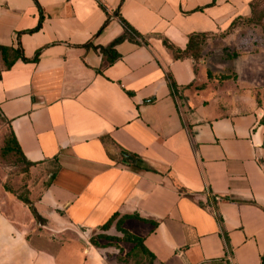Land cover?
<instances>
[{
  "label": "crops",
  "instance_id": "obj_1",
  "mask_svg": "<svg viewBox=\"0 0 264 264\" xmlns=\"http://www.w3.org/2000/svg\"><path fill=\"white\" fill-rule=\"evenodd\" d=\"M253 1L0 0V45L30 59L5 68L0 54V112L36 162L29 196L46 220L0 200V264H119L116 247L90 241L121 235L116 221L102 229L115 213L157 222L123 223L152 264H264V48L249 73L212 91L199 86L217 75L206 50L195 62L163 42L185 49L191 33H207V45H236L254 31L263 42V27L246 22ZM121 17L145 41H121L109 63L94 45L124 33ZM119 244L121 255L133 247Z\"/></svg>",
  "mask_w": 264,
  "mask_h": 264
},
{
  "label": "trees",
  "instance_id": "obj_2",
  "mask_svg": "<svg viewBox=\"0 0 264 264\" xmlns=\"http://www.w3.org/2000/svg\"><path fill=\"white\" fill-rule=\"evenodd\" d=\"M124 1V0H122ZM252 14L250 17L246 18V22L250 24L261 25L264 29V0H254L252 2ZM117 16L120 15V11L117 10ZM111 16L109 15L104 23L106 26L110 21ZM121 21L125 27V31L123 34L115 38L110 44L107 46H95V49H100L101 52L106 56V59L109 63L115 62L120 54L116 50V45L121 41L129 39L131 41L140 42V40L145 41L144 36L136 30L129 22L121 17ZM43 23V16H41L39 23L35 26L31 31H35L41 28ZM103 26V27H104ZM208 38L207 33H191L189 35V42L185 49H181L177 47L174 43H172L167 37L163 38L164 44L173 51L175 57H191L195 62H199L202 58V46L206 42ZM147 43V42H146ZM86 46H90V43L86 44ZM0 54L3 61V67L10 68L13 64L20 58L23 60H30L25 56L23 50L18 47L14 48L11 46L0 45ZM40 55V51H38L33 58V60H38ZM1 77V73H0ZM229 76H225L224 79ZM171 87L176 96L179 97V88L177 83L173 80L172 76H169ZM189 84L188 86H190ZM186 86V87H188ZM153 101V98H149L146 102ZM0 117L4 120V122L8 125V132L4 138L3 144L0 148V154L10 162L11 165L20 166L23 168V171L30 172L31 167L36 163L30 160L24 153L18 138L13 129L11 120L7 118L2 112H0ZM124 158H129L134 165H139L142 161L141 157L138 154L124 151ZM18 199H20L26 206L29 207L34 217L38 221V223L43 224L46 220L41 216L37 207L35 206L33 200L29 195H18ZM228 199V198H226ZM119 213H115L105 224H103L102 229H109L113 223L115 222V229L121 233V235L117 234H109L105 232H101L95 235H92L90 241L96 247H102L108 244L114 243L117 247L120 248V252L118 256H116L117 262L119 264H152V260L154 259V255L145 245L144 237H141L126 228L123 227V223L127 218L135 217L145 221H152L154 225L157 224L156 221H153L149 218H145L140 216L138 213H126L119 217ZM100 240H104L103 242ZM125 241L133 243V247L125 253V255H121L123 253L122 246L119 242Z\"/></svg>",
  "mask_w": 264,
  "mask_h": 264
},
{
  "label": "rangeland",
  "instance_id": "obj_3",
  "mask_svg": "<svg viewBox=\"0 0 264 264\" xmlns=\"http://www.w3.org/2000/svg\"><path fill=\"white\" fill-rule=\"evenodd\" d=\"M244 36V39L237 41L236 45L235 43L232 45H225L219 41H212L209 45H207L206 42L203 44L202 49L206 50L208 60V62L205 63L207 64L205 68L208 67L216 70L215 72L217 75L211 82H207L204 76L203 79H200L202 84L199 85L200 87L205 86L214 91L217 89L219 81L224 79L225 76H229L228 78H236L237 70L242 71L244 75L250 72L247 63L252 57V54H255L256 51H259V53L263 52L264 40L260 42L249 39L250 37H257V32L255 31L246 32ZM261 38L264 39V36ZM262 63L264 68V60H262ZM223 69L228 72L227 75L222 73ZM202 70H204V68ZM205 74L206 72H204V75ZM259 77L264 78L263 70L260 71ZM7 132L8 125L0 117V148ZM33 184L34 179L31 171H23L22 167L11 165L10 162L0 154V200L5 197L18 199L19 194L29 195ZM109 247H116L120 250L114 243L99 248L104 249ZM122 251H124V248H122ZM119 252L120 251H117L118 254ZM109 255L111 258H116L114 253H109Z\"/></svg>",
  "mask_w": 264,
  "mask_h": 264
}]
</instances>
